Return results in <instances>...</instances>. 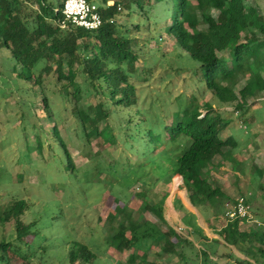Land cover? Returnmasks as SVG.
I'll list each match as a JSON object with an SVG mask.
<instances>
[{"label":"trees","instance_id":"1","mask_svg":"<svg viewBox=\"0 0 264 264\" xmlns=\"http://www.w3.org/2000/svg\"><path fill=\"white\" fill-rule=\"evenodd\" d=\"M96 1L103 23L88 30L71 23L61 27L65 0H0V51L9 53L8 70L14 74L11 78L19 85L33 80L42 86L45 119L53 120L50 134L37 125L35 113L29 114L20 107L25 128H40L44 135L50 134L55 141L51 143L52 151L59 150L67 170H76L68 140L57 132L60 114L67 107L53 108V94L71 104L82 131L81 139L86 143L112 132V116L127 112V120L121 118L119 127L125 136L124 144L133 145L130 135H137L136 130L131 134L135 121L132 111L138 105L134 79L140 71L144 72V66L137 65L141 45L157 39L162 29L200 63L205 81L203 96L210 94V99L201 103L200 97L192 95L184 108L179 106L172 113L170 123L158 130H141L145 138L154 142L156 155L158 149L166 148L164 166L168 161L170 175L182 177L189 202L207 212L205 222L217 237L210 241L197 224V216L186 208L185 223L190 228L179 230L167 222L164 202L142 205L135 200L129 203L131 207L116 201L112 215L106 219L110 224L108 242L114 250L128 252L126 264H168L150 260V253L156 249L160 257L176 255L184 259L188 248L198 251L204 264H264V230L246 219L225 217L227 204L235 199L217 184L213 174L217 167L215 159L233 161L239 145L235 134L226 136L225 130L233 131L239 120L245 123L249 98H264V13L256 3L253 7L247 0H113L112 5L107 4L109 0ZM122 9L127 10L129 17L138 14L142 22L131 21L121 33ZM139 33L145 37L140 39ZM78 76L82 78L80 82ZM46 78L54 81L52 92L45 89ZM241 82L244 84L239 87ZM25 88L20 85L19 90ZM84 95H94L98 100L86 105L82 102ZM234 111L239 112L236 121L231 115ZM162 130L158 136L156 131ZM111 138L112 144L118 143V135L112 132ZM37 147L43 150L41 139H37ZM236 161L233 171L239 181L245 175V167L243 161ZM254 167L251 183L257 185L262 195L247 197L242 192L241 196L252 216L264 220V169ZM27 208V201L18 199L4 211L2 219L14 221L16 238L0 241V264H31V256L23 247L30 246L36 232L32 230L34 222H24ZM146 209L156 214L165 230L156 222L135 219V212ZM215 220L220 224H214ZM67 258L70 264L78 258L87 264L97 256L77 242Z\"/></svg>","mask_w":264,"mask_h":264},{"label":"rangeland","instance_id":"2","mask_svg":"<svg viewBox=\"0 0 264 264\" xmlns=\"http://www.w3.org/2000/svg\"><path fill=\"white\" fill-rule=\"evenodd\" d=\"M247 2L253 7L256 3L258 10L264 13V0ZM131 21L142 22V19L138 14L129 17L127 10H123L119 18L121 33L123 26L129 25ZM160 32L157 39L141 45L137 65L144 66V72L140 71L134 79L138 105L132 111L135 121L131 134L136 130L137 135H130L133 145L124 144L125 136L119 127L121 118L127 120V112L114 114L110 120L113 134L118 135V143L112 144L110 131L86 143L81 139L82 131L72 114L71 104L52 94L53 108L58 110L67 107V111L60 114L57 132L68 140L67 148L76 166L75 171L65 168L59 150L52 151L51 143L55 142L50 136L53 120L45 119L43 87L32 80L29 84L21 82L20 85L26 88L19 90V83L11 78L14 74L8 70L11 66L9 53L0 51V65L3 68L0 76V241H15L14 221L2 218L7 207L18 199H25L28 208L23 219L25 223L34 222L32 230L36 232L30 246L23 247L31 256V264H70L68 252L77 242L85 244L97 256L87 264H126L128 252H118L108 242L110 224L106 219L112 215L111 209L115 207L116 201L124 205L135 200L142 205L164 202V206L168 202L172 207L174 195L179 197L178 193H185L181 176L170 175L168 161L165 163L168 169L164 166L163 153L166 148L162 151L158 149L156 155L154 142L145 138L141 129L153 127L158 130L163 124L172 121V113L179 106L184 108L188 104V97L198 96L200 102L204 103L210 99V94L203 96L205 81L200 63L180 49L162 29ZM137 35L140 39L145 37L142 33ZM77 79L79 82L82 80L81 76ZM45 81V89L52 92L54 81L48 78ZM243 84L241 82L239 87ZM97 100L98 97L94 95H84L82 102L88 105ZM249 104L247 117L250 120L245 119L248 129L254 116V120L260 122L257 127L263 125L264 132V100L261 97L249 98ZM20 107L29 111V114L35 113L37 125H42L50 134L44 135L39 131L40 128L31 126L26 129ZM233 116L235 119V113ZM234 126L233 132L238 133L234 138L241 142L242 147H246L237 159L249 157L251 150L259 147L263 154L255 155L264 168V133L261 136V133L258 135L256 132L246 134L239 124ZM228 131L226 129L225 133ZM163 132L156 131V134L159 136ZM253 134L258 136L253 138ZM37 139L43 142L42 151L37 147ZM235 159L224 160L227 170L220 174L217 182L219 186L234 199L241 196L242 192L248 194L247 197L250 196L249 192L252 197L262 195L256 184H249L243 179L236 181L233 176ZM197 210L202 220L203 214L200 209ZM134 216L136 220L147 219L158 223L161 229H166L151 209L135 212ZM220 222L215 220L214 224ZM184 234L189 235L186 231ZM219 250L224 251L222 248ZM157 254L155 249L149 259L168 264H204L202 255L191 248H188L184 259L176 255L160 257ZM81 260L78 258L75 264H82Z\"/></svg>","mask_w":264,"mask_h":264},{"label":"crops","instance_id":"3","mask_svg":"<svg viewBox=\"0 0 264 264\" xmlns=\"http://www.w3.org/2000/svg\"><path fill=\"white\" fill-rule=\"evenodd\" d=\"M264 100V98H261ZM228 109H231V108H228ZM231 111V110H229ZM226 112L227 115L230 116V112ZM254 113V112H253ZM253 113H250L251 115ZM232 115V118L233 120L234 119V116L233 114ZM246 118H248L246 116ZM254 116L251 117V122H252V125L249 124V129L247 131H245L246 134H251V133H257L259 135V133H261L259 136L262 135V132L263 131V125L260 127H257L258 123H260L259 121H257L256 119L254 120ZM249 119V118H248ZM252 119L254 121H252ZM250 120V119H249ZM236 121V120H235ZM264 123V120L262 121ZM247 125V123H246ZM248 127V125H247ZM251 132V133H250ZM232 134H238V133H234L233 131L229 130L227 133H225L226 136H229V135H232ZM258 135L256 134H253V138H256ZM241 135H239L240 137ZM259 148V147H258ZM258 148H253L251 151H252V154L249 155V157H244L243 159H235V160H238V161H243L244 162V165L246 166L245 168V175L243 176H240L239 178L240 179H243L244 181L248 182V183H251L252 180H253V175H255V167L254 166H257L258 168L260 169H264L257 161V158L258 156L262 155L263 152H262V149L258 150ZM237 149V150H236ZM239 149V150H238ZM246 150V147H242L241 146V142L239 141V145L235 148V155L236 158L238 155H240L242 153V151H245ZM259 152V153H257ZM255 154H258L255 155ZM255 155V156H254ZM259 159V158H258ZM260 160V159H259ZM229 161H231L229 159ZM237 162V161H236ZM215 163L217 165V167L215 168L213 174H214V177L216 179V181L218 182L219 181V176L220 174H224L225 173V170H227L225 164H224V160L221 158V157H217L215 159ZM233 176L236 178V181L238 180L237 179V173L233 172ZM182 179V177H181ZM183 181V180H182ZM218 184V183H217ZM219 185V184H218ZM221 187V186H220ZM185 188V187H184ZM222 188V187H221ZM224 189V188H223ZM225 190V189H224ZM226 191V190H225ZM227 192V191H226ZM171 194V193H170ZM249 195L252 196L251 192H249ZM178 196L175 194L174 195V198L172 199L171 201V205L172 207H170L168 205V202L166 203V206H164L165 208V218L167 220V222L171 225V226H175L177 229L179 228H182L183 230L184 229H187V228H190L186 223H185V208L188 209L191 213L195 214L197 216L196 218V222L198 225H200L203 230H204V234L207 235L209 238H210V241H213L215 240V238L217 237V234L213 233L210 231L209 227L207 226L206 222H205V218L208 216L207 212L205 213V211L203 212V210H200V212H202V220L200 218V215L198 214V210L197 208H195L193 205H191V203L189 202V199H188V196H187V190L185 188V193L182 192V193H178ZM195 208V210L193 209ZM197 210V211H196ZM208 218V217H207ZM215 222V221H214ZM245 228H246V225H245ZM197 242H200L199 241V238L196 237L195 239ZM210 241L208 243H210ZM197 244V243H196ZM198 245V244H197ZM199 246V245H198ZM224 250V249H223ZM239 256H242L240 254H238Z\"/></svg>","mask_w":264,"mask_h":264},{"label":"built area","instance_id":"4","mask_svg":"<svg viewBox=\"0 0 264 264\" xmlns=\"http://www.w3.org/2000/svg\"><path fill=\"white\" fill-rule=\"evenodd\" d=\"M113 3V0H109L107 4L112 5ZM63 14L64 19L60 21L62 28L67 27L68 23H71L75 26L92 30L99 28L103 23L99 4L96 0H65ZM234 113L235 116L239 114L238 111ZM239 126L245 130L247 128L242 120H239ZM225 216L230 220L238 217L246 219L247 223H252L264 230V220H258L252 216L250 207L243 196H238L233 203L227 204ZM179 230L183 229L179 228Z\"/></svg>","mask_w":264,"mask_h":264}]
</instances>
